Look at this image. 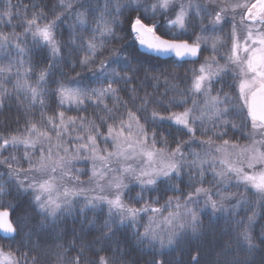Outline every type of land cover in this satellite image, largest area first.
I'll return each instance as SVG.
<instances>
[{
  "label": "snow or ice",
  "instance_id": "snow-or-ice-1",
  "mask_svg": "<svg viewBox=\"0 0 264 264\" xmlns=\"http://www.w3.org/2000/svg\"><path fill=\"white\" fill-rule=\"evenodd\" d=\"M13 8L7 0L0 11L12 26L0 30V113L14 97L26 120L0 133V264H40L28 247L32 213L57 241L45 253L51 264H129L115 240L121 228L154 250L147 264H166V251L202 234L204 213L230 218L237 246L254 252L264 213V0H33L21 33ZM68 216L99 236L88 242L82 227L61 243ZM192 261L201 264L198 253Z\"/></svg>",
  "mask_w": 264,
  "mask_h": 264
},
{
  "label": "trees",
  "instance_id": "trees-1",
  "mask_svg": "<svg viewBox=\"0 0 264 264\" xmlns=\"http://www.w3.org/2000/svg\"><path fill=\"white\" fill-rule=\"evenodd\" d=\"M12 5L14 6L13 12L16 13L18 10L21 12L20 15H13L12 25H15V30L17 33L23 31L22 28V16L23 10L26 9L27 15L31 16L32 14V3L33 0H11ZM55 3V0H47L48 7L50 8ZM7 5V0H0V11H3ZM47 11V9H45ZM50 15V14H49ZM163 19V18H161ZM0 30L4 32H11L12 26L8 24H0ZM65 38H67V31H65ZM120 47V45H115ZM206 55V53H205ZM156 68L164 69L168 68L167 64L158 63L157 61H150ZM65 71H70L65 68ZM170 72H176L178 75L183 76L185 69L176 68L169 69ZM74 74V73H73ZM35 75V74H33ZM141 78L143 74L141 73ZM151 81L147 82L148 91L152 92L153 89L150 86ZM10 89L11 84L7 85ZM226 91H231L230 89H225ZM160 94H163L165 91L163 80L159 85L158 89ZM143 94V93H141ZM127 97L125 96V99ZM51 114V113H50ZM74 114V113H69ZM33 119L39 118L38 111L34 110ZM25 114L24 109L19 107L15 98L9 102L8 107L0 113V133L7 134L9 132H14L16 129H22L25 125ZM244 133H238L234 139L239 141L241 144L248 143V140L245 138ZM17 157L22 156V149L16 153ZM23 168H27V162L21 160ZM6 171L3 166H0V173ZM81 180H88V176H81ZM163 203V201H161ZM28 206V199L24 196L21 197L20 204V214H23V211ZM16 213H13V220L16 219ZM242 217L244 213L240 214ZM247 215H251L249 211ZM32 218L29 224V228L32 231L33 235L31 240L28 242V247L33 248L39 258L40 264H51L54 260V257L46 255L45 253L51 251L55 247L57 241H55L50 234L52 229L42 228L40 226V217L36 216L34 213L31 214ZM203 219V230L202 234L193 238L190 234L185 236L183 240L178 242L171 250H168L164 254V259L166 264H194L192 261V256L199 254V259L201 264H233V261L239 259L243 261V264H264V243H261L260 232L261 228L264 227V213H262L259 218L256 220V223L253 227V236L256 237V243L259 245L256 250L252 253H248L244 250L243 246H237L235 243V233L233 231L232 220L228 217L220 216L219 214L215 217L211 216L208 213L202 214ZM145 221H141L144 223ZM60 227L63 228L64 240L60 241L65 243L68 240H71L72 233H80L81 228L85 229L87 233L86 239L88 242L96 240L99 236V232L96 230L89 229L87 225H83L81 218H75L73 216H68L61 221ZM143 231V228H141ZM115 240L119 242V245L127 252V258L129 264H147L148 261L152 259L154 255V250L149 248L146 245H139L133 235L131 229L121 228L116 231ZM39 245V248H34L35 245ZM103 244V242H102ZM231 247H228V245ZM101 246V245H98ZM115 248V244L112 245ZM13 250L17 247H22L17 244L12 245ZM23 250V248H22ZM30 252V256H31Z\"/></svg>",
  "mask_w": 264,
  "mask_h": 264
},
{
  "label": "rangeland",
  "instance_id": "rangeland-1",
  "mask_svg": "<svg viewBox=\"0 0 264 264\" xmlns=\"http://www.w3.org/2000/svg\"><path fill=\"white\" fill-rule=\"evenodd\" d=\"M205 24H207V20L205 21ZM228 27H229V29H228ZM228 27H226V30H225V33H227V34H228V32L230 31V26H228ZM227 31H228V32H227ZM222 35L224 36V32L222 33ZM224 38L226 39V36H225ZM226 40H227V39H226ZM206 55H209V53H206ZM84 182L87 183L88 180H85Z\"/></svg>",
  "mask_w": 264,
  "mask_h": 264
},
{
  "label": "flooded vegetation",
  "instance_id": "flooded-vegetation-1",
  "mask_svg": "<svg viewBox=\"0 0 264 264\" xmlns=\"http://www.w3.org/2000/svg\"><path fill=\"white\" fill-rule=\"evenodd\" d=\"M228 29H229V27H228ZM225 30H226V28H225ZM225 30H224V37L226 36V39L228 38V34L227 33H225ZM228 32V31H227Z\"/></svg>",
  "mask_w": 264,
  "mask_h": 264
}]
</instances>
